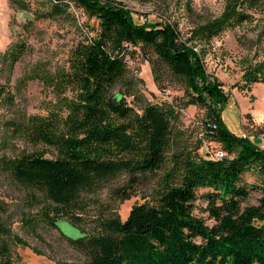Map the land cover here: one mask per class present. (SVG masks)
Masks as SVG:
<instances>
[{
    "label": "trees",
    "instance_id": "16d2710c",
    "mask_svg": "<svg viewBox=\"0 0 264 264\" xmlns=\"http://www.w3.org/2000/svg\"><path fill=\"white\" fill-rule=\"evenodd\" d=\"M78 1L99 25L94 36L73 48L66 70L43 77L58 100L45 115L19 112L9 121L11 132L33 146L0 159V172L25 193L24 202L41 208L37 217L24 216L25 224L59 227L61 218L81 224L87 195L125 174L132 181L163 170L153 201L134 204L126 219L112 212L100 215L93 231L69 237L87 264H264V148L225 124L222 111L230 96L207 73L192 42H209L227 26L248 21V10L264 13V0H227L219 18L198 26L187 39L176 23L139 21L112 0ZM21 52L17 46L8 55L16 61ZM142 52L151 55L157 83L172 77L186 87L189 103L206 108V127L211 121L218 127L204 136L218 142L226 157L183 150L170 155L178 118L174 105L145 98L135 104L141 100V80L128 59ZM243 79L247 85L264 82V61ZM4 92L0 86L2 99ZM247 172L255 175L254 182L244 180ZM254 188L261 193L258 203L243 205ZM199 189H205L213 225L194 213ZM5 226L0 221V236ZM0 264H12L5 241Z\"/></svg>",
    "mask_w": 264,
    "mask_h": 264
},
{
    "label": "rangeland",
    "instance_id": "374dc122",
    "mask_svg": "<svg viewBox=\"0 0 264 264\" xmlns=\"http://www.w3.org/2000/svg\"><path fill=\"white\" fill-rule=\"evenodd\" d=\"M112 1L132 10L139 21L148 18L176 23L183 39H187L198 26L219 18L227 0ZM21 12L32 18L21 16ZM247 12L251 14L248 21L227 26L209 42H200L199 38L192 42L201 52L207 73L217 78L230 96L222 111L225 124L233 133L248 135L264 148V82L247 85L243 79L247 70L264 61V13ZM98 25L99 20L90 16L78 0H0V86L5 88V98H0V159L33 149L11 132L9 121L19 112L45 115L54 106L58 95L45 85L43 77L66 70L73 48L94 36ZM17 46L22 52L13 61L8 53ZM142 54L136 53L131 65V72L141 80V100L135 104L139 107L145 98L174 105L178 118L173 125L170 155L179 150L205 154L221 147L204 136L206 108L189 103L186 87L172 77L157 83L151 55ZM163 173L143 174L132 181L125 174L87 195L89 207L80 214L84 219L81 224L61 218L59 227L38 222L32 229L25 224L24 216L37 217L41 208H30L24 202L25 193L0 172V221L6 225L0 242L8 244L12 264H87L85 253L69 237L76 239L84 231H93L94 220L100 215L112 212L126 219L134 204L153 201ZM244 180L252 183L256 177L247 172ZM204 191L198 190L194 213L213 225ZM260 195L258 188L252 189L243 205L257 204Z\"/></svg>",
    "mask_w": 264,
    "mask_h": 264
},
{
    "label": "built area",
    "instance_id": "2783aa9c",
    "mask_svg": "<svg viewBox=\"0 0 264 264\" xmlns=\"http://www.w3.org/2000/svg\"><path fill=\"white\" fill-rule=\"evenodd\" d=\"M128 62L130 65L133 64V59H128ZM168 89L167 88H164V91H167ZM213 124H217L216 121H211L207 127H206V130H205V133L207 134H213ZM213 154H214V157L215 158H218V159H223L224 157L227 156V152L225 149H223L222 147H219L218 149L214 150L213 151Z\"/></svg>",
    "mask_w": 264,
    "mask_h": 264
},
{
    "label": "water",
    "instance_id": "95a60500",
    "mask_svg": "<svg viewBox=\"0 0 264 264\" xmlns=\"http://www.w3.org/2000/svg\"><path fill=\"white\" fill-rule=\"evenodd\" d=\"M20 15H21V16H22V15H25L26 17L32 18V16H31L30 14H28V13L21 12Z\"/></svg>",
    "mask_w": 264,
    "mask_h": 264
},
{
    "label": "bare ground",
    "instance_id": "6f19581e",
    "mask_svg": "<svg viewBox=\"0 0 264 264\" xmlns=\"http://www.w3.org/2000/svg\"><path fill=\"white\" fill-rule=\"evenodd\" d=\"M218 127V124H213V130H216ZM218 159V158H217Z\"/></svg>",
    "mask_w": 264,
    "mask_h": 264
}]
</instances>
